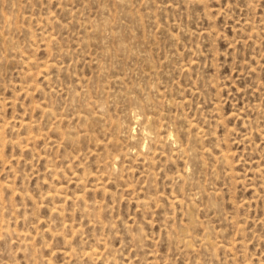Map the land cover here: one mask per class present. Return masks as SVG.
I'll list each match as a JSON object with an SVG mask.
<instances>
[{"label":"rangeland","instance_id":"1","mask_svg":"<svg viewBox=\"0 0 264 264\" xmlns=\"http://www.w3.org/2000/svg\"><path fill=\"white\" fill-rule=\"evenodd\" d=\"M0 264H264V0H0Z\"/></svg>","mask_w":264,"mask_h":264},{"label":"bare ground","instance_id":"2","mask_svg":"<svg viewBox=\"0 0 264 264\" xmlns=\"http://www.w3.org/2000/svg\"><path fill=\"white\" fill-rule=\"evenodd\" d=\"M41 66H43V65H41ZM45 67H46V64H45ZM38 69V68H37ZM29 72H30V70H29ZM36 73H37V71H36ZM35 87V86H34ZM48 110V109H47ZM22 120V119H21ZM22 122L20 121V124H21ZM26 123V122H25ZM28 124V123H27ZM22 126V125H21ZM28 128V130H30V128H31V125H30V123H29V127H27ZM145 130V129H144ZM31 135H33V134H31ZM25 137H27V136H25ZM166 137V136H165ZM28 138V137H27ZM32 138H34V137H32ZM32 138H30V139H32ZM165 139V138H164ZM159 140V139H158ZM168 140V139H167ZM170 140V139H169ZM171 142H172V140H170ZM175 141V140H174ZM170 142V143H171ZM181 144V143H180ZM174 145V148H176V146H175V144H173ZM182 147V144L181 145H179V147ZM183 148V147H182ZM185 149V148H184ZM174 150H176V149H174ZM179 151H181V150H179ZM186 151V150H185ZM184 152V151H183ZM224 154V153H223ZM224 157H225V155H224ZM226 159V158H225ZM176 202V201H175Z\"/></svg>","mask_w":264,"mask_h":264}]
</instances>
